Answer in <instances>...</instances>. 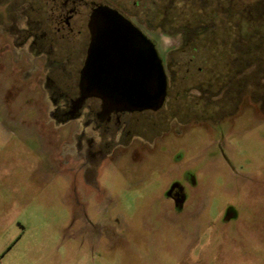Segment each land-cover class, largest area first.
<instances>
[{
    "label": "rangeland",
    "instance_id": "rangeland-1",
    "mask_svg": "<svg viewBox=\"0 0 264 264\" xmlns=\"http://www.w3.org/2000/svg\"><path fill=\"white\" fill-rule=\"evenodd\" d=\"M122 1L155 26L150 36L177 74L172 97L197 85L222 92L206 74L227 81L241 61L233 0ZM263 16L254 2L251 19ZM250 50L263 73L264 42ZM11 68L0 70V264H264V105L238 113L180 97V114L202 116L116 151L87 181L83 160L66 150L72 124L56 127L35 79L13 89Z\"/></svg>",
    "mask_w": 264,
    "mask_h": 264
},
{
    "label": "flooded vegetation",
    "instance_id": "flooded-vegetation-1",
    "mask_svg": "<svg viewBox=\"0 0 264 264\" xmlns=\"http://www.w3.org/2000/svg\"><path fill=\"white\" fill-rule=\"evenodd\" d=\"M256 1L264 3V0H233L229 7L239 18V30L231 36V40L241 44V49L239 45L236 49L242 51V58H237L241 59L237 63L238 67H235L234 63L229 66L227 81L219 76L213 78L206 74L210 86H220L222 92L219 95L204 89L202 85H197L184 89L180 87L176 96L172 97L177 74L165 64L158 51L157 42L150 36L155 26L149 20L140 19L122 0H0V70L5 64L7 69L12 66L11 69L16 73L13 89L19 93L35 79L31 83L34 85L33 89L37 88V91L43 92V102L50 105L51 118L56 127H70L72 124L73 142L66 148L67 153H71L77 160H83L87 170L86 180H92L99 168L116 151L134 152V149H140L135 148L138 141L157 140L158 134L168 129L173 119L186 123L195 116H202L183 112L180 114V108L176 110L175 105L180 101V97L200 99L199 102L205 101L204 103L214 106L224 102L228 106H235L232 108L238 113H241L244 106L249 108L251 105H264V72L257 67L258 56H253V65L250 56V42H264V34L255 30L264 29V16L251 19V5ZM137 5L134 4L135 7ZM104 11L115 12L123 17L126 23L152 45L160 59L165 81L163 101L157 107L136 110L133 100L130 101L129 107L128 102L119 104L104 93L102 99L82 97V72L88 69L89 51L93 40L92 18ZM100 21L102 24L109 22L104 19ZM199 35L204 39L209 37L205 36L202 30H199ZM179 36L184 43L187 41L186 30ZM222 40L225 41V37H222ZM238 53L240 54L238 51H231L230 58L238 57ZM104 58L102 70L104 68L106 71H118L124 75H138L139 70H146L147 84H151L149 74L153 70L152 60L145 59L140 66L138 61L125 57L124 51L118 53L116 58ZM258 79L259 91L254 87L258 83L252 82ZM135 80L137 83V78ZM132 82L125 80L123 83L125 86H133ZM239 82H242V88L236 96L234 88ZM106 87V83L102 84L103 90L107 89ZM225 90L227 97H224ZM184 105L187 107V104ZM143 116H146L148 121L143 120ZM215 117L218 115L204 116L205 119ZM173 196L177 202L183 200L179 187Z\"/></svg>",
    "mask_w": 264,
    "mask_h": 264
},
{
    "label": "water",
    "instance_id": "water-1",
    "mask_svg": "<svg viewBox=\"0 0 264 264\" xmlns=\"http://www.w3.org/2000/svg\"><path fill=\"white\" fill-rule=\"evenodd\" d=\"M109 22L102 24L100 20ZM92 44L89 51L88 69L82 72L81 90L82 97H97L102 99V93L107 94L119 104L126 101L131 106L133 100L134 109H146L157 107L163 101L165 76L161 67V61L155 53L152 45L146 41L141 33L126 23L120 15L111 11L97 13L92 18ZM126 45H129L127 47ZM125 53V57L141 62L150 59L153 62V70L149 74L151 84L148 86L146 70H139L137 74L124 75L122 72L105 70V56L116 58L118 53ZM111 59V58H110ZM137 78V83L135 82ZM132 82L125 86L124 81ZM106 83L107 89H102ZM111 83V85L109 84ZM129 100V101H128ZM133 106V105H132Z\"/></svg>",
    "mask_w": 264,
    "mask_h": 264
}]
</instances>
